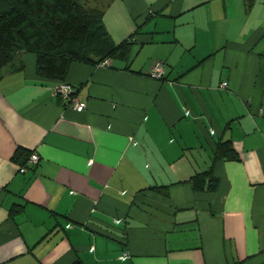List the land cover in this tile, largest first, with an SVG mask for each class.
Listing matches in <instances>:
<instances>
[{
  "label": "crops",
  "instance_id": "crops-1",
  "mask_svg": "<svg viewBox=\"0 0 264 264\" xmlns=\"http://www.w3.org/2000/svg\"><path fill=\"white\" fill-rule=\"evenodd\" d=\"M92 1L132 44L71 63L83 111L31 53L0 78V264H264V0ZM226 140L238 159L212 163Z\"/></svg>",
  "mask_w": 264,
  "mask_h": 264
},
{
  "label": "trees",
  "instance_id": "trees-1",
  "mask_svg": "<svg viewBox=\"0 0 264 264\" xmlns=\"http://www.w3.org/2000/svg\"><path fill=\"white\" fill-rule=\"evenodd\" d=\"M131 44V38L113 43L104 28L102 11L87 6L84 0H0V78L17 53L27 52L35 56L39 79L50 80L55 86L65 83L71 63L126 60ZM29 153L19 148L14 159L25 166ZM220 159H238L231 141L217 143L212 163ZM190 184L195 192H214L219 179L210 167L195 174Z\"/></svg>",
  "mask_w": 264,
  "mask_h": 264
},
{
  "label": "built area",
  "instance_id": "built-area-1",
  "mask_svg": "<svg viewBox=\"0 0 264 264\" xmlns=\"http://www.w3.org/2000/svg\"><path fill=\"white\" fill-rule=\"evenodd\" d=\"M109 63H110L109 59H104L98 65L104 66V65H108ZM150 75L156 79L163 77L164 75L163 65L162 64L154 65ZM220 87L223 89L227 88L228 87L227 82L225 81L222 82L220 84ZM54 93L59 94L63 98L66 106L71 107L77 111H83L86 107L85 101L79 99L73 86L66 82L55 85ZM38 160H39V156L35 152H30L26 160V165L19 166V172H25L27 167L29 166L35 167V165H37L38 163Z\"/></svg>",
  "mask_w": 264,
  "mask_h": 264
},
{
  "label": "rangeland",
  "instance_id": "rangeland-1",
  "mask_svg": "<svg viewBox=\"0 0 264 264\" xmlns=\"http://www.w3.org/2000/svg\"><path fill=\"white\" fill-rule=\"evenodd\" d=\"M95 1H96V0H93V1L91 2V5L94 4Z\"/></svg>",
  "mask_w": 264,
  "mask_h": 264
}]
</instances>
